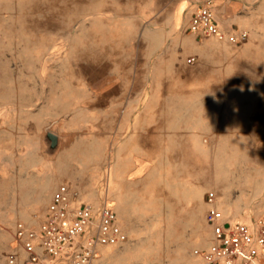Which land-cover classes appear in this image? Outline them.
<instances>
[{"label":"rangeland","instance_id":"rangeland-1","mask_svg":"<svg viewBox=\"0 0 264 264\" xmlns=\"http://www.w3.org/2000/svg\"><path fill=\"white\" fill-rule=\"evenodd\" d=\"M255 8L259 41L234 45L188 30L191 0H0V264L62 183L128 236L94 264H201L211 191L230 219L264 216ZM122 115L141 131L115 134Z\"/></svg>","mask_w":264,"mask_h":264},{"label":"built area","instance_id":"built-area-1","mask_svg":"<svg viewBox=\"0 0 264 264\" xmlns=\"http://www.w3.org/2000/svg\"><path fill=\"white\" fill-rule=\"evenodd\" d=\"M217 1L191 0L188 30L229 44L245 43L247 31L221 29L215 17ZM194 61L195 57L188 59L189 64ZM207 199L211 237L207 246L193 251L201 264H264V216L253 222L230 219L218 208L215 192H209ZM15 238L24 254H11L4 264H94L103 248L124 243L128 236L113 205L81 201L77 191L62 183L52 195L44 221L37 228L18 222Z\"/></svg>","mask_w":264,"mask_h":264},{"label":"crops","instance_id":"crops-1","mask_svg":"<svg viewBox=\"0 0 264 264\" xmlns=\"http://www.w3.org/2000/svg\"><path fill=\"white\" fill-rule=\"evenodd\" d=\"M259 1L260 0H218L215 6V17L221 29L228 33L247 31L249 34V42L257 43L259 40L255 38L253 33L256 31V22L258 19H260L258 16L259 13L255 10V5ZM122 104L126 106L128 103L127 101H122ZM124 119L125 117L122 115L121 126H116L115 134L120 132L121 135H124L126 132H128L130 135L132 133L141 131V128L137 126V123L131 128H128L127 124L125 125L126 122H123ZM111 133H113L112 129ZM118 219L121 225L119 214Z\"/></svg>","mask_w":264,"mask_h":264},{"label":"water","instance_id":"water-1","mask_svg":"<svg viewBox=\"0 0 264 264\" xmlns=\"http://www.w3.org/2000/svg\"><path fill=\"white\" fill-rule=\"evenodd\" d=\"M50 137L52 138L53 142H55V141H56V136H55V135H53V134H50Z\"/></svg>","mask_w":264,"mask_h":264}]
</instances>
